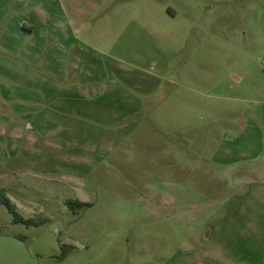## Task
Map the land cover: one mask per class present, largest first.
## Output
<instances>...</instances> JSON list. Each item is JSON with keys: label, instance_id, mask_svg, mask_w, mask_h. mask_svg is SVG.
<instances>
[{"label": "rangeland", "instance_id": "obj_1", "mask_svg": "<svg viewBox=\"0 0 264 264\" xmlns=\"http://www.w3.org/2000/svg\"><path fill=\"white\" fill-rule=\"evenodd\" d=\"M0 189V264H264V0H0Z\"/></svg>", "mask_w": 264, "mask_h": 264}, {"label": "trees", "instance_id": "obj_2", "mask_svg": "<svg viewBox=\"0 0 264 264\" xmlns=\"http://www.w3.org/2000/svg\"><path fill=\"white\" fill-rule=\"evenodd\" d=\"M0 205H3L7 211L12 215L14 223H23L26 226H38L41 224L39 221H35L32 218L24 219L16 210L15 206L11 203V201L6 197V193L4 189H0ZM65 205L72 209L74 206L82 207L85 204L81 202L75 201H66ZM65 247L62 245V248Z\"/></svg>", "mask_w": 264, "mask_h": 264}]
</instances>
